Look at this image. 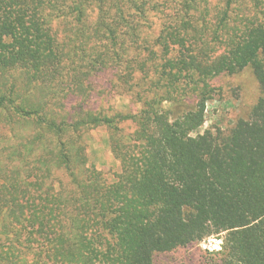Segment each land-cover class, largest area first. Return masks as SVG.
Segmentation results:
<instances>
[{
	"label": "trees",
	"instance_id": "trees-1",
	"mask_svg": "<svg viewBox=\"0 0 264 264\" xmlns=\"http://www.w3.org/2000/svg\"><path fill=\"white\" fill-rule=\"evenodd\" d=\"M243 70L246 117L198 132ZM212 236L177 264H264V0H0V264H171Z\"/></svg>",
	"mask_w": 264,
	"mask_h": 264
},
{
	"label": "rangeland",
	"instance_id": "rangeland-1",
	"mask_svg": "<svg viewBox=\"0 0 264 264\" xmlns=\"http://www.w3.org/2000/svg\"><path fill=\"white\" fill-rule=\"evenodd\" d=\"M250 11L254 12V10ZM102 76L103 78L97 81L99 86H105L109 75ZM215 83L221 87V94L207 103L205 121L198 132L213 126L227 130L237 119L246 117L259 94L257 84L249 70H243L231 76L219 77L215 80ZM108 101L111 107L121 110H125L129 103V99L125 95H117L112 99H108ZM125 129L131 131L132 127H125ZM110 144V135L103 127L93 129L90 131L86 154L88 164L104 171L105 176L111 179L112 172L119 171V161L115 160L110 153ZM217 238L216 236L206 238L199 244L188 247L185 251L173 253L174 262L171 264H177L181 261L196 263L202 257L204 251H216L215 249L219 248ZM163 263V258L156 262V264Z\"/></svg>",
	"mask_w": 264,
	"mask_h": 264
},
{
	"label": "built area",
	"instance_id": "built-area-1",
	"mask_svg": "<svg viewBox=\"0 0 264 264\" xmlns=\"http://www.w3.org/2000/svg\"><path fill=\"white\" fill-rule=\"evenodd\" d=\"M208 239V238H207ZM217 240L219 241V248L218 249H215L216 251L220 249V245H221V240L217 238ZM213 251V250H212Z\"/></svg>",
	"mask_w": 264,
	"mask_h": 264
}]
</instances>
